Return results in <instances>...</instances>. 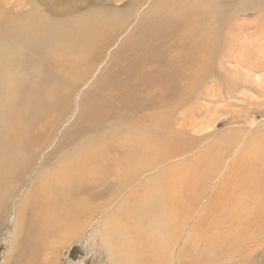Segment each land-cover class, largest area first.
Returning <instances> with one entry per match:
<instances>
[{
  "label": "rangeland",
  "instance_id": "rangeland-1",
  "mask_svg": "<svg viewBox=\"0 0 264 264\" xmlns=\"http://www.w3.org/2000/svg\"><path fill=\"white\" fill-rule=\"evenodd\" d=\"M105 1L87 0L91 5L82 12L83 15L109 13L119 17L111 16V22L115 24L127 20L124 33L106 50L107 55L93 76L83 83L76 81L66 101V121L44 152L56 149L60 137L67 132L66 125H71L77 114L80 115L82 94L91 88L93 80L107 63L108 55L137 26L140 15L152 3L158 11L168 2L173 6V15L183 10L196 22L195 31L182 32L169 43L167 68H178L182 55L191 48L199 49L200 59L192 73L181 81L178 94L173 99L171 93L160 86L141 92L143 98L156 106L154 108H123L117 102V89H102L101 96L107 99L109 105L103 123L93 129L95 137L83 138L79 145L74 142L66 148L64 170L81 166L83 158L94 147L91 160L101 164H107L111 159L118 160L105 148L134 135L151 136L159 130L163 134H173L172 142L165 144L153 158L141 163L139 170L128 178L131 172L129 159H119L114 174L104 175L101 169L95 176L85 175L79 183L84 187L98 178L94 190H91L97 199L91 203L93 211L89 219L92 220L85 227L81 224L76 227V223L74 234L67 243L46 250L39 262L31 263L28 261L31 255L29 247H26L27 251L23 249L32 244L30 232L34 224L30 222L32 218L19 215V209L26 203L22 201L23 197L37 188L30 186L33 178H41V171L35 168L38 176L36 172H31L15 191L16 196H11L9 204L7 202V214L0 226V264H117L108 251V247L113 245L108 243L110 238H102L103 222L108 220L114 228L130 231L128 235L122 233L114 238L117 241L120 239L122 245L126 244L130 253L131 247L141 246L138 244L141 239H148L146 237L151 228L157 232L156 224L160 227L161 221L166 218L172 219L168 221V229L173 236L170 235L172 239L166 264H180L182 260H194V264H199L197 257L209 259L211 264H236L246 256L248 249L255 253L264 247V209L257 210L254 206L256 193L253 185L255 177L264 172V0H110L113 4L104 6L101 2ZM161 108L164 112H160L157 116L160 118L153 121V112ZM152 177L162 183L163 209L153 215L143 210L140 221L135 216L144 207L142 193L148 189L144 184ZM7 184H11V179ZM111 185L115 188L112 193L109 191ZM1 193H5L3 186ZM135 201L141 203L135 204ZM241 201L247 209L253 210L252 214L246 210L243 211L245 214L241 212ZM229 203H234V207H229ZM219 205L221 207H215ZM15 211L17 232L12 248L16 231L13 223ZM248 216L253 218L251 224L244 218ZM133 218L141 224L136 232L132 230ZM180 224L182 227H179ZM212 228L219 233L212 232ZM203 232L211 238L209 246L202 242ZM232 235H235V242L231 239ZM202 251L205 253L201 254ZM258 251L259 254L255 255L262 257Z\"/></svg>",
  "mask_w": 264,
  "mask_h": 264
},
{
  "label": "bare ground",
  "instance_id": "bare-ground-1",
  "mask_svg": "<svg viewBox=\"0 0 264 264\" xmlns=\"http://www.w3.org/2000/svg\"><path fill=\"white\" fill-rule=\"evenodd\" d=\"M101 3L104 6L113 4L110 0ZM90 5L87 0H0V226L3 224L5 213L7 214L5 209L7 202L9 204L8 200L29 178L31 172H36L34 169L38 168L41 171V178H33L30 183V186L37 188L23 197L22 201L26 203L24 206L20 205L19 209V215L32 218L30 222L34 224V229L30 232L32 244L23 249L27 251L26 247H29L31 255L28 261L31 263L39 262L46 250L67 243L74 234L76 223V227L80 224L85 227L92 220L89 219L93 211L91 203L97 199L91 190H94L98 178L84 187L79 183L85 175L95 176L101 169L104 170V175L114 174L117 172L118 160L129 159L131 172L128 178L139 170L141 163L153 158L165 144L172 142L173 134H163L159 130H155L151 136L134 135L117 140L118 143H112L105 148L109 154L117 156L118 160L111 159L107 164L91 160L96 149L94 147L83 158L81 166L64 170L66 148L74 142L79 145L83 138L95 137L93 129L103 123L109 105L107 99L101 96V90L117 89V102L123 108L140 110L154 108L156 106L143 98L141 92L149 87L160 86L171 93L173 99L178 94L181 81L192 73L200 59L199 49L191 48L182 55L178 68L173 70L167 68L169 43L182 32L195 31L196 22L183 10H179L176 16L173 15V6L168 2L158 11L155 10L154 3L147 5L139 17L137 26L129 34L127 33L128 35L117 48L108 55L107 63L93 80L91 88L82 94L80 115L77 114L71 125H66L67 132L60 137L56 149L45 153V149L66 121L64 114L70 90L76 81L83 83L93 76L97 66L107 55L106 50L114 44L119 35L124 33L127 20L125 23L121 21L115 24L111 22V16L114 15L109 13L107 15L93 12L83 15L82 12ZM108 11L110 12L109 9ZM74 75L76 78H73ZM194 81L195 79L191 83ZM160 112H164V109L153 112V121L160 118L157 117ZM255 178L254 206L257 210H263L264 172ZM9 179L11 184L6 185ZM2 186L5 193H1ZM144 186L148 189L147 191L143 189L144 207L137 211L135 217L138 219L143 214V210L153 215L163 209L162 183L156 177H152ZM114 190L111 185L110 193ZM239 204L242 208V211L240 209L239 211L245 214L243 211L246 210L247 213L252 214L253 210L247 209L244 202L241 201ZM215 207L219 208L221 205ZM229 207H234V203H229ZM15 213L13 223L16 225L17 212ZM134 218L131 227L136 232L141 224ZM244 218H247L249 223L253 220L251 216ZM168 221L171 222L172 219H163L160 227L156 224L157 232L149 227L151 231L146 237L148 239H141L138 243L141 246L136 245L137 247L133 249L131 247L130 253L126 244L122 245L120 239L119 241L114 239L117 235L127 234L130 231L114 228L106 220L102 224L103 235H101L106 240L110 238L111 242L108 243L113 245L108 247V251L113 255V260H117V264H166V255L170 252L168 248L172 239ZM179 227H182L181 224ZM22 231L23 225L21 233ZM215 231L212 228V232ZM16 232L17 225L12 248L15 245ZM218 233L216 231L215 234ZM208 235L203 232L201 239L209 246ZM28 236L30 237V234ZM231 239L234 241L235 235H232ZM243 239L245 240L244 237ZM258 250L262 257L255 255ZM258 250L251 253L253 251L248 249L246 256L236 264H263L264 247ZM204 253L202 251L201 254ZM197 258L199 264H211L209 259ZM195 262L182 260L180 264Z\"/></svg>",
  "mask_w": 264,
  "mask_h": 264
}]
</instances>
